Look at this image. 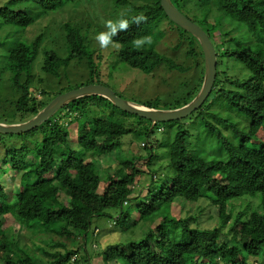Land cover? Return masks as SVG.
<instances>
[{"label": "trees", "instance_id": "16d2710c", "mask_svg": "<svg viewBox=\"0 0 264 264\" xmlns=\"http://www.w3.org/2000/svg\"><path fill=\"white\" fill-rule=\"evenodd\" d=\"M90 1L20 0L19 3H33L52 12L66 4L76 6L73 4ZM173 2L182 15L188 16L191 9L198 7H201L199 12L204 11L201 15L190 16V20L209 36L218 55L217 80L204 106L207 111L212 106H225L226 111L246 116L249 125L241 134L239 145L231 143L208 120L220 123L222 119L209 115L202 125L216 137L226 153V161L190 156L185 138L188 132L180 128L181 132L171 145L169 169L172 180L170 183L161 180L158 187L155 175L151 176L150 185L142 187L143 175L152 174L151 164L147 163L143 170L136 166L137 159L120 160V169L107 172L105 179L97 173L93 162L79 159L76 150L67 149L71 139L68 125L78 128V142L86 157L91 152L99 158L111 157L125 146L123 138L132 136L146 139L142 141L147 153L140 156L143 161L148 158L153 162L158 158L153 153L150 139L155 128L164 124L153 126L152 122L124 113L103 98H85L60 110L48 123L29 133L40 132L41 142L37 139L29 141V134L0 135V264H71L78 254V250L60 242L51 251L57 247L64 251L54 255L35 244L36 250L44 256L37 258L19 239H11L16 229H3L9 218L26 228L30 237L49 236L68 243L82 240L83 245L84 235L91 229L94 217L112 219L115 226L124 227L125 234L120 242L108 247L105 263L264 264V0ZM114 4L116 9L122 8L118 10L130 8L129 17L143 13L148 18L145 23L130 25L127 31L114 38L120 44L117 51H120L122 64L152 79L162 67L172 73L186 74L181 62L199 59L193 65L200 70L195 87L190 89L187 82L182 84L179 91L167 95L168 100L163 105L169 110H177L190 104L201 92L205 79V58L198 42L191 35L185 36L182 28L169 19L161 0H114ZM212 6H218L220 12L214 14L216 17H207ZM219 15L226 23H237L236 29H223L218 23ZM7 22L24 27L30 19L14 13ZM212 22L214 24H210ZM167 28L177 33L176 44H172ZM66 31L64 49L68 55L61 59L55 50H49L42 70L57 76L60 70L67 73L71 63H83L88 75H84L85 82L75 89L91 85L107 87L101 79L103 55L96 52L95 42L87 38L90 26L84 31L83 26L67 24ZM146 35L153 37V44L136 50L132 40ZM163 45L169 50L163 49ZM38 55L37 44L19 45L11 55L7 69L15 72L14 83L22 97L17 106L23 112L19 113L22 117H35L47 106L30 92L36 79L33 65ZM224 58L236 64L234 78H230L228 69L222 72ZM140 105L160 109L161 100ZM66 109L74 119L64 126L60 116ZM145 125L147 130L141 132L140 128ZM9 138L17 140H7ZM3 177L12 179L15 184L5 185ZM104 183L106 186L101 192ZM144 190H148L146 197L142 193ZM259 198H262L261 202L250 215H240L225 234V228L233 219L228 212L229 204ZM177 200L194 206L207 205L206 209L218 212L221 226L213 230L193 227L197 218L191 213L185 220H170L165 207L172 206ZM138 227L141 228L137 230ZM81 248L83 246H78ZM84 263L88 264V260Z\"/></svg>", "mask_w": 264, "mask_h": 264}, {"label": "rangeland", "instance_id": "374dc122", "mask_svg": "<svg viewBox=\"0 0 264 264\" xmlns=\"http://www.w3.org/2000/svg\"><path fill=\"white\" fill-rule=\"evenodd\" d=\"M19 1L20 0H0V122L3 124L16 125L25 123L33 118L29 116L22 117V115L19 114L23 113L19 111L20 107L18 108L17 106L22 98L21 93L14 83L15 72L13 70H7L10 67L11 55L19 45L24 44L26 46H31L37 44L38 46L39 55L33 65V75L37 80L39 79L41 81L37 82L35 79L33 90H30L31 93L34 92L32 94L38 101L45 102L48 106L52 101L51 98H55V95H62L70 92L85 82L84 75H88V69L83 63L73 62L69 66L67 73H65L64 70H60V74H57V76H52V74L42 70L44 61L47 59L46 52L48 53L49 50H55L61 59H64L68 55L67 50L64 49L66 34H68L66 31L67 24L71 27L83 26L84 31H86V26H90L87 38L95 42L93 45L96 44L97 46L96 52H101L103 55L101 69L103 84L127 101L135 102L140 105L160 99V109L169 110L167 106L163 105L168 100L167 95L179 91L182 84H186V82L190 89H193L197 79L200 77V70L193 68L194 63H197L199 59L197 61L189 59V61L181 62V66L187 70L186 74L181 75L172 73L167 68L162 67L159 72L156 73L157 76L155 78L147 79L142 72L131 69L129 66L121 63V54L120 51H117L118 49L112 48L111 46L107 49H101L95 39L96 35L105 30V21L108 19H117L119 13L122 11L118 10L122 8H115L114 0H92L90 2L73 4L76 6L66 4L62 9H55L52 12L42 10L33 3H19ZM191 8H194V6H191ZM200 10L201 7L191 9V14L198 13V15H201L204 11L200 13ZM209 11L210 13H208ZM209 11L207 12V17H216L214 14L220 12L218 6L210 7ZM14 13L24 14L30 19V22L24 27L8 23L7 18ZM217 18L218 23H220L221 27L225 30H235L236 26H238L235 22H224V17L222 15L217 16ZM210 24H214V22ZM167 33L170 35L172 44H176L178 42L177 33L171 32L170 28H167ZM184 33L185 36H187L188 33ZM235 35L239 36L237 31H235ZM215 38L216 41L219 42L217 40V35H215ZM93 48L95 49V47ZM162 48L169 50V47L166 45H163ZM168 54H170V51ZM221 69L222 72H226L228 69L230 78H234L237 73L236 64L230 62L227 58H224V65ZM206 108L207 106H203L190 118L181 121L179 124L172 125L169 123L155 128L154 133L151 135L150 143L153 147L154 155L158 158L153 162L148 158L144 161L141 159V157L147 155L142 142L146 141V139L143 138L140 140V138H133L132 136L124 137L125 146L113 153L111 157L99 158L98 154L93 152L87 154L86 157L78 142L80 137L78 128L76 126L72 127L67 125L74 119L69 114V110H64L60 117H62L61 124L64 126L67 125L66 127H69L68 129L70 131L71 139L67 145V149L70 150L73 148L78 152L79 159L91 163L93 162L97 168V173L102 178L106 177L107 172L110 173L113 170H119L121 167L120 160H126L127 158L129 160L137 159L135 162L137 167L146 170L147 163H149L151 164L152 171L151 175H143L142 185L140 186L145 187L150 185L152 182L151 176L156 175L157 186L160 187L159 182L161 180L167 183H170V180H172V174L169 169L171 145L177 134L181 132L180 128L188 132V136L185 138L190 156L198 155L208 161H226L227 159L226 153L217 142L216 137L210 134L202 125L203 120L208 119L209 115L219 116L220 119H222L220 123H216L211 119L208 120L212 123L213 127L221 131L231 143L236 146L239 145L241 134L247 130L249 125L246 116L226 111L225 106H212L210 111H207ZM146 130L147 125L140 128L141 132H145ZM28 136L27 138L29 141L35 139L40 142L43 141L40 132L29 134ZM7 140L14 141L17 140V138H9ZM0 143H2V141H0ZM41 148L43 147L41 146ZM10 165L11 162H9L8 166ZM4 183L5 185L9 183L10 186L15 184L12 179L5 178ZM105 186V183L101 185V192ZM143 192L146 197L148 190H144L142 193ZM261 199L262 198H259L254 201L241 200L230 203L228 212L232 214L233 219L225 228L224 233L228 234L230 226L240 215H250L252 210L261 202ZM205 201L210 203L209 200ZM207 207V205L194 206L187 204L184 200H177L172 206L165 207V212L170 220H185L191 213L192 217L197 218L193 227L199 226L211 230L218 229L221 226L217 217L218 212L213 209H206ZM114 222L115 221L112 219L106 220L104 217H94L91 222V229L87 235H84L83 245L82 240H80L81 242L77 240L68 243L64 239H53L49 236L43 238L30 237L29 231L23 228L17 220L12 218L6 221L3 229L10 231L16 229V231H13L11 239L13 241L19 239L26 250L40 259L44 256L36 250L35 244L50 252L51 248L56 245L57 242H60L68 245L70 248L72 247L78 250V254L72 259L70 262L71 264H75L74 262L86 264L84 262L87 260L88 264H127L125 261L116 263L104 262V256L108 252V247L119 243L125 234L124 227H117L114 225ZM140 228L141 227H138L137 230ZM233 236L234 234L231 238H233ZM85 238H87V240H85ZM215 238L219 240L218 237ZM52 242L55 244H52ZM78 246H83V248L80 250ZM60 251L64 250L57 247L55 250L51 251V253L54 255Z\"/></svg>", "mask_w": 264, "mask_h": 264}, {"label": "water", "instance_id": "95a60500", "mask_svg": "<svg viewBox=\"0 0 264 264\" xmlns=\"http://www.w3.org/2000/svg\"><path fill=\"white\" fill-rule=\"evenodd\" d=\"M161 5L169 19L178 24L182 30L190 34L199 43L202 51H204L206 75L203 88L194 101L186 107L177 110L147 108L135 102L123 99L107 87L91 85L57 96L45 109L25 123L16 125L0 123V135L28 134L48 123L60 110H63L68 105L90 97L103 98L124 113L138 116L139 118H144L152 122L153 126L181 122L200 110L212 94L217 80L218 62L215 47L203 30H200L197 26H192L188 22L185 16H183L175 6L173 0H161Z\"/></svg>", "mask_w": 264, "mask_h": 264}, {"label": "clouds", "instance_id": "9594fccd", "mask_svg": "<svg viewBox=\"0 0 264 264\" xmlns=\"http://www.w3.org/2000/svg\"><path fill=\"white\" fill-rule=\"evenodd\" d=\"M174 3V2H173ZM175 4V3H174ZM176 6V5H175ZM177 7V6H176ZM179 9V8H178ZM179 11H181L179 9ZM131 12V9H125L122 10L119 13V16L117 19L113 20V19H108L107 21H105L104 23V31L99 32L95 39L98 42L99 46L101 49H107L110 46L112 48L115 49H119L120 44L118 41H116L114 38L117 37L121 32H125L129 29L130 25L132 24H142L147 22V16L143 13L140 14H136V15H132L131 17H129V13ZM201 13V12H200ZM198 14V13H195ZM195 14H188V16H185V18L188 20V22L194 26V27H198L200 30H202V28L195 24L194 22H192L190 20V16L191 15H195ZM176 24V23H175ZM178 25V24H177ZM183 32H185L183 30ZM187 33V32H186ZM190 35V34H189ZM209 37V36H208ZM132 46L136 49V50H142L145 46H149L151 47V45L153 44V37L151 35H146V36H141V37H136L132 40ZM199 44V43H198ZM202 49V48H201ZM216 50V49H215ZM203 52V51H202ZM217 54V53H216ZM204 55V54H203ZM218 56V55H217ZM218 62V60H217ZM215 87V86H214ZM199 95V94H198ZM60 96V95H59ZM56 98V97H55ZM196 99V98H195ZM194 99V100H195ZM54 100V99H53ZM52 100V101H53ZM193 100V101H194ZM51 101V102H52ZM186 107V106H185ZM190 118V117H189Z\"/></svg>", "mask_w": 264, "mask_h": 264}, {"label": "crops", "instance_id": "0c3cea01", "mask_svg": "<svg viewBox=\"0 0 264 264\" xmlns=\"http://www.w3.org/2000/svg\"><path fill=\"white\" fill-rule=\"evenodd\" d=\"M56 115H57V114H56ZM56 115H55V116H56ZM55 116H54V117H55ZM0 123H1V122H0ZM21 124H22V123H21ZM8 125H10V124H8Z\"/></svg>", "mask_w": 264, "mask_h": 264}]
</instances>
